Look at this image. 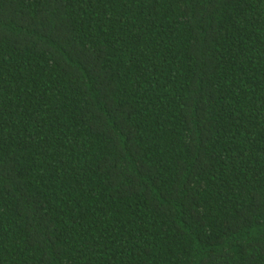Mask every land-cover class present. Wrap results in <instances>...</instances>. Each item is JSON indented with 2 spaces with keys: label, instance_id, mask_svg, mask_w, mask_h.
I'll return each mask as SVG.
<instances>
[{
  "label": "trees",
  "instance_id": "1",
  "mask_svg": "<svg viewBox=\"0 0 264 264\" xmlns=\"http://www.w3.org/2000/svg\"><path fill=\"white\" fill-rule=\"evenodd\" d=\"M0 264H264V0H0Z\"/></svg>",
  "mask_w": 264,
  "mask_h": 264
}]
</instances>
